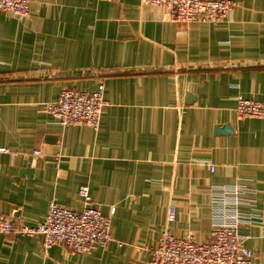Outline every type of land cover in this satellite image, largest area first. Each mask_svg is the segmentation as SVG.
<instances>
[{"label": "crops", "instance_id": "obj_1", "mask_svg": "<svg viewBox=\"0 0 264 264\" xmlns=\"http://www.w3.org/2000/svg\"><path fill=\"white\" fill-rule=\"evenodd\" d=\"M232 1L226 18L206 23L173 22L141 0H30L24 18L0 11V211L37 225L53 202L82 209L89 186L113 236L74 253L0 234V264H149L171 204L173 234L205 242L213 187L238 183L255 191L240 205V231L253 264H264V118L236 113L240 97L264 102V0ZM102 81L98 131L47 111L62 90Z\"/></svg>", "mask_w": 264, "mask_h": 264}, {"label": "built area", "instance_id": "obj_2", "mask_svg": "<svg viewBox=\"0 0 264 264\" xmlns=\"http://www.w3.org/2000/svg\"><path fill=\"white\" fill-rule=\"evenodd\" d=\"M141 1L145 5L166 8L169 19L178 23L221 21L235 5L232 0ZM0 11L28 17L31 12L30 0H0ZM105 89L103 81L92 92L64 89L55 101L46 104V109L63 126L87 125L98 131L103 111L108 105ZM1 111L2 104L0 114ZM236 113L239 119L264 118V102L240 97ZM33 156L39 158L41 151H33ZM251 193L255 191L240 183L213 187L212 234L205 242L197 241L193 235L178 237L173 234L170 225L176 220L177 208L171 204L167 227L158 245L149 248V264H253L254 253L244 245V236L240 231L241 226L248 223L242 216L240 205L248 202L246 195ZM80 195L83 199L82 209L68 208L53 202L44 221L37 225L18 224L11 216L0 211V234L15 237L41 236L45 251L58 243H63L74 253L105 249L113 241L111 219L96 207L89 186H83Z\"/></svg>", "mask_w": 264, "mask_h": 264}]
</instances>
